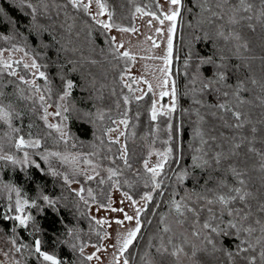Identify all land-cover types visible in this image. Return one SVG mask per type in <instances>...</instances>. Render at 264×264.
Segmentation results:
<instances>
[{
  "label": "trees",
  "instance_id": "1",
  "mask_svg": "<svg viewBox=\"0 0 264 264\" xmlns=\"http://www.w3.org/2000/svg\"><path fill=\"white\" fill-rule=\"evenodd\" d=\"M103 1L111 13V22L125 24L129 21L133 0ZM138 2L157 12L153 0ZM218 2L219 0H181L179 5L180 14L174 29L171 65L175 87V108L172 117L175 154L163 174L165 181L161 188L153 193V200L148 202L141 215L140 233L124 252L129 264H144L142 257L146 252L150 254L154 264H183L176 257L168 254L161 256L156 252L161 236L167 240L166 246L169 251L173 247L168 244L166 233L160 231L161 217L166 218L165 223L168 225L166 214L175 191L182 194L190 193L195 201L197 194L211 197L212 193L206 192V188L215 187V178L224 174L223 170L228 164L245 173L243 178L246 184L243 188L257 197L248 198L253 216L249 221L243 222L245 227L251 224L257 231L251 236L241 233V239H247L255 244L256 238L261 235L259 225H256L254 220L256 218L264 220V214L257 212L258 201L264 202V171L259 168L260 157L247 152V141L239 150L238 156L222 160L221 172L192 167L193 155L202 156L210 161L216 152L229 155L233 144L239 142L242 137L252 138L253 134L250 131L252 127L257 129L254 146L264 151V23L255 19L260 0H249L254 6L253 11L251 13L241 11L237 18L252 15L253 19L251 21L241 19L238 24L229 23L232 14L230 7L235 5L237 0H231V4L225 5L223 9L217 8ZM31 3L37 6L35 21L26 3L21 4V0H0V9H3L0 12V37L8 36L31 52L45 70L54 97L63 93L61 76L65 80L73 81L71 95L64 100L67 108L65 112L67 130L76 139L82 151L97 154L100 146L95 126L96 114L100 109H115L118 104L115 94L117 53L102 27L88 16L71 10L69 6L63 7L67 3L65 0H31ZM45 3L48 5L46 12L43 7ZM214 12L223 18H217L213 15ZM249 24L252 27H249ZM36 30H39L40 35L36 34ZM220 32H223L224 36L219 35ZM236 36H239V39H236ZM197 37L199 39H196ZM207 57H212L215 63L199 64L198 67L199 60ZM188 58L189 64L183 65L182 61ZM215 65L225 67L217 69ZM183 66H192L193 69L195 66L202 75V81L201 76L195 77V83L192 81V75L186 77V73H182ZM216 71L224 72L226 79L214 83L211 89L201 90L205 79L211 78ZM253 80L256 81L255 84L252 83ZM240 82L242 87H238ZM26 87L19 79L0 71V91L5 93L3 103L5 107L9 103L12 105L9 109L12 117L11 127L0 120L2 150L19 154L20 151L14 145L19 136L38 137L41 140L40 149L43 150L60 149L61 141L39 119L37 107L20 98L18 90L23 89L25 93ZM225 92L228 93L227 96L224 95ZM219 103H225L234 111H239L240 122L244 127L235 128L234 125L237 123L235 117L231 112L216 107ZM151 104L152 95L147 92L132 105L135 116L132 135L134 141L139 143H142V139L149 134ZM13 128H18L19 131L14 132ZM196 149L201 151L197 152ZM139 151L137 161L142 156L143 149L140 148ZM181 169L190 170V176L183 183H176L175 174ZM207 176L214 179L204 186L203 180ZM192 177H200V183H195ZM226 179L230 185L240 186L230 174L226 175ZM10 187L19 188L20 195L29 200V203L35 199L37 204L43 205L39 196L41 193L49 195L52 199L58 200L59 212L45 206L42 213H37L35 209L26 207L24 214L30 213L35 217V221H29L27 228L19 226L17 221L4 220L5 215L17 214L14 193L8 191ZM201 204L202 201L191 202V206L197 208ZM233 206L243 207L239 202ZM218 207L214 206V210ZM177 218L182 221V227L188 234L179 236L175 244L178 242L183 244L188 261L193 262L191 264H196L197 261L199 264H230L226 251H235V244L238 241L235 236L211 234L216 248L223 249L213 251L212 245H207L203 240V236L209 234V230L202 229L203 221L208 218L207 211L200 213L198 224H194L195 218L186 211L183 217L177 215ZM228 219L230 218L225 215V224ZM212 223L215 225L218 222ZM88 224L78 196L65 182L36 168L35 165L17 166L10 161H0V229L6 236L16 241L26 264H40L34 253L36 238L41 239L42 251L55 255L63 264L65 262L87 264L63 241L68 237V229L83 231ZM225 224L220 226L224 227ZM37 225L41 231L33 234L32 229ZM194 230L200 231L201 236H193ZM193 245L197 250L206 248L212 255L197 251V255L192 257ZM256 247L259 250L260 246ZM237 264H240L239 258Z\"/></svg>",
  "mask_w": 264,
  "mask_h": 264
},
{
  "label": "rangeland",
  "instance_id": "2",
  "mask_svg": "<svg viewBox=\"0 0 264 264\" xmlns=\"http://www.w3.org/2000/svg\"><path fill=\"white\" fill-rule=\"evenodd\" d=\"M65 1L67 2V0ZM84 2L87 3L88 0H84ZM102 2L105 3L103 0ZM153 2L157 12L150 10L147 6L138 2V0L131 1L130 18L125 24H115L109 20V9L106 3L107 10L104 15H97L99 9L95 4V0L92 2L90 14L83 12V10L73 9L69 5L71 10L80 12L88 16L90 19L95 15L96 20L112 23L118 25L120 28L136 29V31L121 32L116 27H113L110 30H106L101 24L97 23L96 20L92 19L100 25L103 31L108 35L110 42L117 53V72L115 74L117 85L115 87V94L118 104L115 109H100L96 114L95 126L100 146V151L97 154L84 152L80 149L76 139H74L67 130V119H64L65 111H63V109H61V116L57 117L50 115L48 117L49 123L60 124L63 132L66 134L64 139H61L60 132L49 128L61 141L60 149L48 148L43 150L40 149V147L23 148L19 150L20 153L17 155L4 150L0 151V155H12L18 160H22L24 152H28L30 159L38 163L40 165L39 168L42 171L48 173L49 164H51V166L57 169L60 173L67 175L70 181H78L79 183L66 184L76 195L77 193L75 190H78L81 187L84 188V191L77 196L81 202L83 214L86 216L89 224L83 231L73 229V236L67 237L66 241L68 243L66 244L69 247L71 244H75L77 246L75 250L71 247L70 248L76 252L80 258L85 260L87 264H116V257H119L120 264H123V261L126 258L124 253L122 255L120 254L119 248L128 230L135 228L136 221L133 219L132 221H124L123 226L117 225L114 221L117 219L123 220L124 214L120 211L113 212L111 211V208H123L124 212L135 217L136 208H146V202L141 199V196L149 191H151L153 195L156 191L152 190L151 173L144 169L143 162L147 160L149 167H153L162 160V157L157 155V153L166 152L168 148L172 149L171 159L165 165L161 175L157 178L162 181L163 184L165 181L163 179V174L174 158L175 143L173 137L172 117L174 110L173 106L175 108V96L173 97L172 90L175 87L171 74L172 54L167 64L164 59H161V57L167 56L169 38L168 28L171 26L172 22L165 20L164 24L161 25L159 20L154 19L151 15L146 13H155L160 18H163V14L176 10L179 6L170 5L169 3H166V0H153ZM137 8H140L143 11L137 12ZM149 21H151V24H149ZM157 28H162V32L157 33ZM173 35L174 30L171 33L172 51ZM113 37L116 39L113 40ZM154 43L158 45V47H154ZM119 45H123V47H119ZM13 46L21 48L24 51H15L13 50ZM4 49H7V51L3 52V56L0 57V60L11 63L12 68L4 69L3 64H0V71L9 75L10 71L15 70L18 75L25 76L28 80L35 79L36 84L41 89V93L36 94L32 100H26V102H30L37 107V115L45 124L41 119L43 109L40 106L38 98L39 94L45 95L47 103L53 105V107L48 109L50 113L56 111V104L64 105V101H60L59 99L61 95L54 97L52 89L50 93L47 92L45 89L46 87L51 88V82L49 79L48 81H45L43 78H40L38 73L36 76H33V73L36 72L35 69L26 70L23 68L22 64L19 66L15 64V61L17 60H22L24 63L30 64L32 59L35 58L23 45L12 39H2L0 41V50ZM25 51L28 53L27 56L24 55ZM124 52H128L129 57L131 58L124 57L122 55ZM188 60L189 58L182 61L183 65L189 64ZM36 62L38 63L37 60ZM182 68V73H186V77H189V75H192L193 78L201 76L200 80L202 81V75L197 71L195 66L194 69L192 66H183ZM162 69H166V71H162ZM39 70L45 72L42 67ZM15 78L18 79V77ZM165 80H167V84L163 83ZM25 85L27 87L24 95H32V91H34L32 86L28 84ZM149 85H151V91H149ZM147 92H150L152 95V104L149 111L151 124L149 134L142 139V143H139L136 140L134 141L132 135V126L135 121V116L132 112V105L138 100L137 97H143ZM161 92H167L168 95L161 96ZM125 97H127V103L125 102ZM154 102L156 105L157 117L155 120H152L151 114ZM170 109L172 110L170 111ZM101 114L103 115V119L100 118ZM125 119L127 120V126L119 123V121ZM169 125L171 126L170 128ZM109 128H113L115 131L108 133L107 129ZM24 138L28 140L38 137L28 136ZM115 140H118L119 143L112 142ZM123 147L127 148V157L131 164V168L126 167L123 160L120 159ZM140 148L143 149V152L141 154L142 156L137 161ZM48 153H60L61 155L68 156L69 160L67 163H63L58 157L49 156L48 162H45L41 159V156L47 155ZM73 157L76 158L75 162L72 161ZM85 160H90L92 163H85ZM15 165L28 166L33 164ZM93 166H95V172H99V176H97L96 179L89 181L86 177L88 175H95ZM108 168L118 170V175L112 177L111 180L108 179ZM188 172L190 173V170ZM56 177L64 182L63 176ZM101 179L105 181L103 184L99 183ZM145 182L148 183V187L144 186ZM177 182L179 181H176V183ZM89 188L92 190V197H89L88 195L87 190ZM8 191L10 192V189ZM12 192L14 193V201H16V193L15 191ZM124 193H128V195L138 203L133 205L132 202L124 196ZM185 194L186 193L182 194L181 192L179 193V191H175L171 200H180ZM81 196H83V199L80 198ZM93 197L95 199H93ZM21 199L25 198L21 196ZM171 200L169 202L168 213L166 214L167 223L171 228V231L166 233L165 238L172 237L171 246L179 245L183 247L182 243L178 242L175 244V242L178 241L177 239H179V236L188 233L183 229L182 223L179 222L177 214L172 208ZM85 201H87V203H85ZM109 201H111V208L108 207ZM192 201H195V199L191 198L187 203L191 206ZM101 205H104L105 207L102 208ZM201 205H199V207ZM142 213L143 212L140 214V220ZM97 220L108 221V223L97 224ZM76 237H78V239ZM13 240V238L6 236L0 229V264H17V262H19V264H26L24 255L21 254L20 251H16L18 245L16 243L13 244ZM164 242L166 245L167 240H164ZM81 246L84 247L83 254L79 251ZM5 253H7V255H4ZM185 253L186 251L181 253L178 260L183 264L193 263L188 261V256ZM89 255L93 256L92 260L85 259V257ZM39 261L40 264H47V262H43L42 259H39ZM65 264L67 263L65 262Z\"/></svg>",
  "mask_w": 264,
  "mask_h": 264
},
{
  "label": "snow or ice",
  "instance_id": "3",
  "mask_svg": "<svg viewBox=\"0 0 264 264\" xmlns=\"http://www.w3.org/2000/svg\"><path fill=\"white\" fill-rule=\"evenodd\" d=\"M93 0H88L87 3L84 2V0H67V3L63 5V7L71 6L73 9L76 10H83L85 13L90 14V8L92 5ZM26 3L27 8L31 9V15L33 21L36 19V13H37V6H35L33 3H31V0H21V4ZM166 3H169L170 5L173 6H179L181 5V0H166ZM95 4L97 8L99 9V12L97 15H104L106 12V4L102 2V0H95ZM231 0H219L217 3V8L223 9L225 5H230ZM43 7L45 9V12L48 9V5L45 3L43 4ZM56 7H62L61 5H56ZM253 4L249 2V0H237V3L235 5H231L230 11H231V16L229 17V23L231 24H238L240 23L241 19H246L248 21H251L253 19L252 15H248L245 17H240L239 19L237 18V14L241 11L244 13H251L253 11ZM3 9H0V12H2ZM137 12H142L143 10L140 8L136 9ZM148 15H151L154 19L159 20V23L161 25L164 24L165 20L172 22L171 26L168 28L169 32V38H168V45H167V56L166 57H161V59L165 60V63L167 64L169 62V58L171 57L172 54V38H171V33L173 32L175 28V21L177 17L179 16V8L177 7L176 10L170 11L169 13L163 14V18H160L157 16L155 13H146ZM214 16H217V18L222 19V16H219L218 13H213ZM109 20H111V13H108ZM93 20H96V16H92ZM255 19L258 21H261L264 23V0H260V5L259 9L257 10V14L255 16ZM97 23L101 24L102 27L106 30H110L113 27H116L119 31L121 32H127V31H136V29H128V28H120L118 25H114L112 23L96 20ZM149 24H151V21H149ZM249 27H252L251 24H249ZM157 33L162 32V28H157L156 29ZM36 34L40 35L39 30H36ZM219 35L224 36L223 32H220ZM228 37H225L227 39ZM0 39L8 40L10 37L8 36H2ZM113 40L116 38L113 37ZM196 39H199L197 37ZM236 39H239V36H236ZM154 47H158L155 43L153 44ZM119 47H123V45H119ZM245 47H247L245 45ZM13 50L15 51H24L21 48H16L13 46ZM7 51V49L0 50V57L3 56V52ZM24 55L27 56L28 53L25 51ZM124 57H129L128 52H124L122 54ZM131 58V57H129ZM221 59H223L221 57ZM215 62L213 61L212 57H207V58H201L198 62V67L199 64H209L213 65ZM0 64H3L4 69H11L12 64L8 63L6 61L0 60ZM15 64L17 66L23 65V68L26 70H31L35 69L36 72L33 73V76H36L38 73V76L40 78H43L45 81H48V76L44 71H40L39 69L41 68V65H39L36 62V59L33 58L31 63H24L22 60H17L15 61ZM47 67V65H45ZM217 69L225 67L224 65H215ZM162 71H166V69H162ZM10 76L18 77V79L24 83L32 86V95H27L25 96L24 90L19 89L18 91L20 92V98L24 100H32L33 97L41 93L40 87L36 84L35 79L28 80L25 78V76L18 75V73L15 70H12L9 72ZM62 85H63V93L59 97L60 101H64L68 96L71 95L72 89L74 87V83L71 79L65 80L63 76L60 77ZM195 77L193 78V82L195 83ZM226 79V74L222 71H216L213 73V76L211 78H206L205 81L202 83V89H211L213 87L214 83H217L219 81H224ZM164 84H167V80L163 82ZM253 84L256 83L255 80L252 81ZM238 87H242V82H240ZM47 92H51V88L46 87L45 89ZM149 91H151V85H149ZM218 91V89H217ZM168 95L167 92H161V96ZM172 95L173 97L175 96V88L172 90ZM225 96L228 95L227 92L224 93ZM5 96V93L3 91H0V120H3L6 122L10 127H11V112L9 109H11L12 105L9 103L7 107H5L3 103V97ZM39 102L40 106L43 109V115L41 119L45 122L48 128L50 129H55L57 132L61 133L60 138L64 139V136L66 135L60 124H52L48 122V117L50 115L52 116H61L63 111H67V108L64 107L63 104H56V111L54 113H50L48 111L49 108L53 107L52 104L47 103V99L45 95L39 94ZM50 98V97H49ZM142 97H137V99H141ZM125 102L127 103V97H125ZM198 102V101H197ZM216 107L226 111V112H231L232 116L235 117V120L237 123L234 125L235 128L241 129L244 127V124L241 123V113L239 111H234L232 108H229L227 104L225 103H219L216 105ZM174 109V106H173ZM172 109H170L171 111ZM157 117V112H156V105L155 102L153 103L152 107V114L151 118L152 120H155ZM101 119H103V115L101 114L100 116ZM64 119L66 120L67 117L65 116ZM119 123L124 124L127 126V120H121ZM171 126L169 125V128ZM14 132H18V128H13ZM115 131L113 128L107 129L108 133H111ZM252 135L251 139H248L247 137H242L239 142H236L232 146V151L230 152L229 155H225L223 152H216L212 158L211 161L209 159H205L202 156H197L193 155L191 157L192 159V167L193 168H199L201 170H206V169H212L214 172H221V164L222 160H230L232 156H238L239 155V150L244 147L245 141H247L248 147H247V152L248 153H253L256 156L260 157V163H259V168L261 171H264V151L258 150L254 145L256 143V137L255 134L257 133V129L255 127H252L250 129ZM113 143H119L118 140L112 141ZM202 143H207V141H202ZM41 145V140L39 138L35 139H28L26 140L23 136H20L18 140L15 142V147L17 150H21L23 148H39ZM0 151H2V146H0ZM197 152L201 151L200 149H196ZM171 153L172 149L168 148L166 152L163 153H157V155L162 157V160L158 162L155 166L149 167V163L147 160L143 162V167L144 169L151 173V181H152V190L155 191L157 189H160L162 186V181L158 180L157 178L161 175L163 172V169L165 165L169 162L171 159ZM207 155V154H205ZM49 156H55L58 157L59 160L63 163H67L69 158L66 155H61L60 153H48L47 155H42L41 159H43L45 162H48ZM120 159L123 160L124 164L126 167L131 168V164L128 161L127 157V148L123 147L121 150V156ZM76 158L73 157L72 161L75 162ZM0 161H10L12 164H33L35 165L36 168H39L40 165L36 163L34 160H31L29 157L28 152H24V156L22 160L16 159L12 155H0ZM85 163L91 164L92 162L90 160H85ZM213 164L215 167H213ZM93 171L95 172V166H93ZM224 174L216 179V184L214 188H206V192L212 193V196L209 197L206 194H197L196 201H193V203H198L200 201L203 202V204L197 208L190 206L189 203H187L188 200H191V194L186 193L185 196L181 197L180 200L172 199L171 200V205L172 208L174 209L175 213L178 216L183 217L185 215V211L187 213H191L193 215L194 219V224L200 223V213L207 211L208 213V218L203 221L202 223V229L209 230L208 235L203 236V240L206 241L207 245H212L213 251H221L223 250L222 248H216L215 246V241L212 239L211 234H215L216 236H221L223 235L224 237H229V236H235L236 240L238 241L235 244V251H226V255L229 258L230 264H237V258H239L240 264H264V220L260 218H256L254 220V223L256 225H259V231L261 235L256 238L255 244L251 243L247 239H241V233H246L248 236H251L254 232L257 231L256 228L252 227L251 224H249L247 227L244 226L243 222L249 221L250 218L253 216V211H252V206L248 203V198L252 197L253 199H257V197L253 196V194L249 191H245L243 186H245L246 181L243 178L245 173L240 171L236 166L232 164H228L227 168L223 170ZM107 172L109 173L108 179L111 180L112 177L118 175V170L113 169V168H108ZM48 173L53 176H63V180L65 184H71V183H79L78 181H70L69 177L65 174L60 173L57 169L53 168L51 164H49V169ZM230 174L233 179L237 182L238 185L240 186H233L228 183V180L226 179V175ZM99 176V172H95V175H88L86 178L87 180L91 181L96 179V177ZM190 176V173L184 169L181 170L178 174H176V179L177 181L183 183L186 179H188ZM195 183L199 184L201 181L200 177H192ZM214 178L212 176H207L203 180L204 186H207L208 182L210 180H213ZM105 181L101 179L99 183L103 184ZM118 183V182H114ZM145 187H148V183L145 182ZM6 187H9L6 185ZM227 191H224V190ZM10 191H15L16 193V201H15V212L17 213L14 216H7L5 215L3 217L4 220H14L17 221L19 226L23 228H27L29 225V221H35V217L32 214H24L25 213V208L29 207L32 209H35L37 213H42L44 211L45 206L51 207L53 211L59 212V208L57 207L58 205V200L52 199L49 195L41 193L39 196V199L43 201V205L37 204V201L34 199L29 203V200L27 199H21L20 196V189L19 188H12L10 187ZM77 195H80L84 191V188H79L78 190H75ZM88 195L89 197H92V190L89 188L88 190ZM175 195V194H174ZM124 196L132 202L133 205H136L138 202L134 200L128 193H124ZM83 199V196L80 197ZM93 199H95L93 197ZM141 199L146 202V205L148 202H151L153 200V195L152 192H145L142 196ZM9 200H11V197H9ZM237 202L243 205V207H234ZM87 203V201H85ZM145 205V207H146ZM219 206L214 210V206ZM101 207H105L104 205H101ZM108 207L111 208V201H109ZM11 210V209H10ZM111 211H120L124 214V219L123 220H115L114 222L117 225L123 226L124 221H132L135 219L136 221V226L133 229L128 230L126 236L123 238L121 242V246L119 248V252L122 255L124 252H126L129 248L130 245L133 244L134 240L137 238L138 233L141 231V220H140V214L141 212L145 211L144 208H136V215L131 216L128 215L126 212H124L123 208L116 209V208H111ZM257 212L260 214H264V202H259L257 205ZM225 215L229 217L230 219L227 220L226 224L224 221ZM165 217H161L160 224L162 225V228L160 231L163 233H169L171 231V228L165 223ZM212 221H217L215 225L212 223ZM97 224H104L108 223V221L104 220H97ZM182 223V221H179ZM150 223V221H149ZM221 224H225L224 227H221ZM15 231V229H13ZM41 229L39 226H35L32 229L33 234L40 232ZM67 235L68 236H73V231L72 229L67 230ZM193 236L200 237L201 232L200 231H193L192 232ZM78 239V237H76ZM118 241H119V236H118ZM13 244L16 243L15 240L12 241ZM41 239L36 238L34 241V253L37 255V259H42L43 262H47V264H63V262L58 259L55 255L49 254L46 251H42L41 248ZM63 243H68L67 241H63ZM168 244H172V237H168ZM257 245H259V250H257ZM21 247H28L27 245H21ZM70 247L75 250L76 245L71 244ZM149 247H151V244H149ZM193 251H192V257H195L197 255V251L205 252L206 255L211 256L212 253L208 252L206 248H201L197 250L195 246L193 245ZM21 250L20 247L16 248V251L19 252ZM79 251L81 254L84 252V247L81 246L79 248ZM156 252L160 254L161 256L168 254L171 255L172 257H176L179 259L180 254L184 253V248L179 245H174L172 250L169 251L168 247L164 243V237H160V244L158 247H156ZM186 254V253H185ZM4 255H7L5 253ZM87 260H92L93 256L89 255L85 257ZM144 260V264H154L153 260L150 258L149 253H145L144 257H142ZM19 264V262H17ZM116 264H120L119 257H116ZM123 264H129L128 260L125 259L123 261ZM196 264H199V261L196 262Z\"/></svg>",
  "mask_w": 264,
  "mask_h": 264
}]
</instances>
